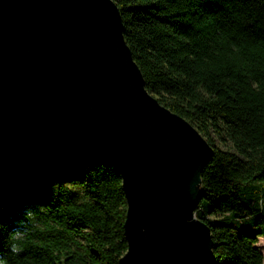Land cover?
I'll return each instance as SVG.
<instances>
[{
	"label": "trees",
	"instance_id": "obj_1",
	"mask_svg": "<svg viewBox=\"0 0 264 264\" xmlns=\"http://www.w3.org/2000/svg\"><path fill=\"white\" fill-rule=\"evenodd\" d=\"M114 2L146 89L213 148L195 216L210 227L214 264H263L264 0ZM125 210L121 177L101 158L65 150L38 165L1 166L0 260L117 264ZM16 227L20 254L10 251Z\"/></svg>",
	"mask_w": 264,
	"mask_h": 264
},
{
	"label": "water",
	"instance_id": "obj_2",
	"mask_svg": "<svg viewBox=\"0 0 264 264\" xmlns=\"http://www.w3.org/2000/svg\"><path fill=\"white\" fill-rule=\"evenodd\" d=\"M65 150L121 177L117 264H214L195 216L213 148L146 89L114 0H0V167Z\"/></svg>",
	"mask_w": 264,
	"mask_h": 264
},
{
	"label": "rangeland",
	"instance_id": "obj_3",
	"mask_svg": "<svg viewBox=\"0 0 264 264\" xmlns=\"http://www.w3.org/2000/svg\"><path fill=\"white\" fill-rule=\"evenodd\" d=\"M210 135L213 137V142L219 147H231V142L228 139L221 140L213 131H210ZM76 189L79 193H83L85 191V187L83 186H77ZM256 244L263 253L264 264V235L258 237Z\"/></svg>",
	"mask_w": 264,
	"mask_h": 264
},
{
	"label": "clouds",
	"instance_id": "obj_4",
	"mask_svg": "<svg viewBox=\"0 0 264 264\" xmlns=\"http://www.w3.org/2000/svg\"><path fill=\"white\" fill-rule=\"evenodd\" d=\"M20 235H23L22 227H16L11 230L10 237L14 242L10 246V251L15 254H20V252L22 251L20 243L17 242L20 241L17 239V237ZM0 264H5V262L3 260H0Z\"/></svg>",
	"mask_w": 264,
	"mask_h": 264
}]
</instances>
